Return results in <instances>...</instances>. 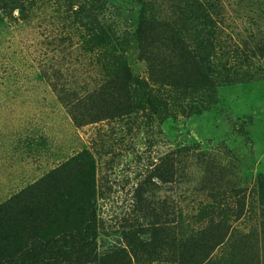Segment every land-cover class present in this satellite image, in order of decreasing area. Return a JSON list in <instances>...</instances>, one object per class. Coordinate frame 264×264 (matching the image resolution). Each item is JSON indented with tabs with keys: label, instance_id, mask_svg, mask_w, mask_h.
<instances>
[{
	"label": "rangeland",
	"instance_id": "374dc122",
	"mask_svg": "<svg viewBox=\"0 0 264 264\" xmlns=\"http://www.w3.org/2000/svg\"><path fill=\"white\" fill-rule=\"evenodd\" d=\"M171 1L155 2L169 10ZM208 2L228 38L224 51L234 42L256 45L264 32V0ZM79 3L34 0L24 15L20 8L8 16L0 13V203L89 149L96 162L81 172L76 163L67 179L76 186L96 178L97 221L86 232V264H264V78L221 85L205 101L183 100L185 90L175 89L179 105L166 118L147 108L109 116L94 102L80 105L56 90L82 96L100 76L80 43L94 29L97 10H80ZM142 8L139 0H107L104 21L133 32ZM194 17L200 19L197 13ZM122 48L131 68L146 75L147 63L132 33ZM250 57L254 71L264 70V57L253 52ZM179 147L187 150L177 154L179 168L166 181L164 157ZM218 186L228 190L227 220L210 228L205 246L183 251L178 237L164 247L151 222L171 221L180 236L184 212L196 215L191 222L199 229L207 223L199 217L201 207ZM46 193L65 195L67 189ZM127 232L137 253L123 257L119 249L127 246ZM63 248L80 253L68 243ZM74 256L68 254V262Z\"/></svg>",
	"mask_w": 264,
	"mask_h": 264
},
{
	"label": "trees",
	"instance_id": "16d2710c",
	"mask_svg": "<svg viewBox=\"0 0 264 264\" xmlns=\"http://www.w3.org/2000/svg\"><path fill=\"white\" fill-rule=\"evenodd\" d=\"M78 1L80 10L88 6L97 10L94 29L82 37L80 43L88 53L89 62L100 70V76L94 87L82 96L54 85L56 90L75 97L80 105L94 102L109 116L126 115L137 111V108H147L166 118L172 108L179 105V91L177 93L176 90H185L183 100L205 101L211 99L221 85L264 78L262 68L254 71L250 67V52L253 56L264 57V32L252 48L248 44L243 46L234 42L229 50L224 51V42L228 38L223 37L224 30L220 28L214 7L208 0H172L169 10L156 5V0H139L143 8L133 32L111 27L104 21L107 0ZM29 3H34V0H0V13L8 16L20 8L21 15H24ZM195 13L199 20L195 19ZM131 33L139 43L141 59L147 63L146 75L131 68L122 48ZM242 58H246L247 63L242 62ZM245 65L249 67L246 69ZM117 96L122 98L121 102L106 106L113 104ZM72 113L77 121V116ZM105 117L108 116H99L93 121ZM80 123H83L81 119ZM184 150L187 148L179 147L164 157L162 177L166 181L174 178L179 168L177 154ZM95 162L92 152L84 149L68 163L0 203V264H86V232L94 228L97 221L96 178L92 175L89 181L80 180L76 186L67 179L78 165L81 172L84 165ZM61 183L67 189L65 195L46 193L61 187ZM226 192L228 190L223 186L209 191L210 201L203 203L199 216L204 217L207 223L199 229L191 222L196 215L184 212L180 214V236L174 233L171 221L151 222L161 233L162 245L167 248L179 237V249L183 251L192 248L189 245L204 247L203 240L209 235L210 228L222 226L223 218L225 222L227 220ZM128 235L129 232L125 234L127 246L119 249L123 257L137 253L135 245L128 241ZM66 243L71 248H80V253L66 251L63 248ZM212 248L214 245L208 246L207 255L203 254L200 260L205 259ZM68 254H75V261L68 262Z\"/></svg>",
	"mask_w": 264,
	"mask_h": 264
}]
</instances>
